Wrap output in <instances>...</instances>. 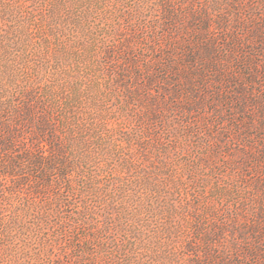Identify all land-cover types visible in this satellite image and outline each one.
Returning a JSON list of instances; mask_svg holds the SVG:
<instances>
[{
	"label": "rangeland",
	"instance_id": "374dc122",
	"mask_svg": "<svg viewBox=\"0 0 264 264\" xmlns=\"http://www.w3.org/2000/svg\"><path fill=\"white\" fill-rule=\"evenodd\" d=\"M26 109L68 177L0 168V264H264V0H0Z\"/></svg>",
	"mask_w": 264,
	"mask_h": 264
},
{
	"label": "trees",
	"instance_id": "16d2710c",
	"mask_svg": "<svg viewBox=\"0 0 264 264\" xmlns=\"http://www.w3.org/2000/svg\"><path fill=\"white\" fill-rule=\"evenodd\" d=\"M168 15L166 13L164 17ZM205 52L208 53L209 49L206 48ZM176 59L194 74L200 70L195 67L199 64V56L195 51L184 52L177 55ZM26 112L27 122L0 121V168L4 169L3 172L9 177L16 176L22 168L31 169L39 175L37 180H41L46 187L50 185L48 176L51 173L59 180H67L68 166L63 158L58 137L44 120L33 122L30 118L31 111L26 109ZM154 119H157L155 115L151 120ZM32 124L36 126L35 131L29 129ZM58 223L62 226L61 222ZM82 253L85 254L84 251Z\"/></svg>",
	"mask_w": 264,
	"mask_h": 264
}]
</instances>
